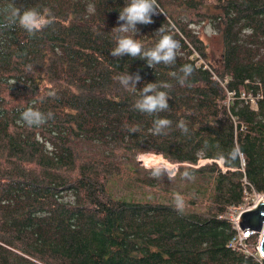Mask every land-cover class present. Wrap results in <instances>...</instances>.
I'll use <instances>...</instances> for the list:
<instances>
[{"label": "trees", "instance_id": "16d2710c", "mask_svg": "<svg viewBox=\"0 0 264 264\" xmlns=\"http://www.w3.org/2000/svg\"><path fill=\"white\" fill-rule=\"evenodd\" d=\"M128 2L15 0L50 8L55 21L36 37L20 27L0 33V264H258L228 243L232 211L264 196V0H157L161 12L134 38L151 48L163 26L181 49L174 66L154 69L110 55ZM201 22L221 37L218 57L191 27ZM184 64L195 68L191 86L170 75ZM127 71L142 77L135 91L116 80ZM155 82L174 85L158 114L172 121L166 135L152 134L156 116L132 107ZM50 86L58 99L46 95ZM29 106L54 120L28 128L19 117ZM234 145L242 158H217ZM140 154L178 164L176 174L159 185L139 181ZM131 180L151 198L114 194Z\"/></svg>", "mask_w": 264, "mask_h": 264}, {"label": "clouds", "instance_id": "9594fccd", "mask_svg": "<svg viewBox=\"0 0 264 264\" xmlns=\"http://www.w3.org/2000/svg\"><path fill=\"white\" fill-rule=\"evenodd\" d=\"M160 11L157 0H129L125 7L119 11L117 20L118 27H114L113 32L116 42L115 48L110 52L111 57L117 61L125 55L133 59L139 58L145 60L149 68L157 65L174 66L177 55L181 49V44L174 36L164 29L162 26L157 30L159 36L158 42L151 48L145 49L143 43L134 38L138 35L139 29L137 25H151L154 23L152 17ZM55 21L50 8L43 7H18L15 0H8L3 6H0V33L20 27L25 30L29 37H36L38 33L43 32L45 28L50 27ZM195 68L192 64H184L178 72H172L170 75L180 86H191L190 78L194 75ZM119 85L129 91L137 90V84L142 80L139 72L130 74L128 71L119 74L116 77ZM174 85L168 82L146 83L140 89V97L135 100L133 109L149 116H156L153 120V135H166L172 127V121L167 118H160L159 113L169 109L170 92ZM46 95L53 99H58V90L54 86H50V90ZM54 120L52 111H41L38 108L29 106L20 112L19 121L28 128H41L49 121ZM177 128L183 134H187L189 129L185 121L181 120L177 124ZM131 132L139 131L138 128H131ZM151 155V154H148ZM244 155L239 146H233L226 154L220 153L218 159L224 160L226 163H232ZM141 159H146L147 154H143ZM151 175L160 178L166 171V166L156 162L150 165ZM169 178L171 173L167 172ZM186 180H194V175L190 171L182 174ZM175 204L178 209L184 206V199L180 194L175 196Z\"/></svg>", "mask_w": 264, "mask_h": 264}, {"label": "rangeland", "instance_id": "374dc122", "mask_svg": "<svg viewBox=\"0 0 264 264\" xmlns=\"http://www.w3.org/2000/svg\"><path fill=\"white\" fill-rule=\"evenodd\" d=\"M191 27L195 31H197V34L202 38V40L206 44L207 49H208L207 52L211 56L218 57L220 54V51H221V47H222L220 35L217 32H215L206 22H201L198 25L192 24ZM142 155L143 154H140L137 156L136 160H137L138 164L136 165V167L133 166V168L135 169L136 178L139 181H142V180H145V181L151 180L152 181L153 180V183L156 185H159L161 183H165V176L167 178H169L167 172L163 173L160 178L153 177L151 175L152 169H151L150 165L156 161L150 162L147 159L139 158ZM150 156L158 157L162 161L165 160L163 158L161 159L160 155L152 154ZM139 159H141V160H139ZM147 162H150V163H147ZM167 163H169V162H167ZM204 163H206V161H204V160H200L198 162V164H204ZM162 164H164V163H162ZM170 164L171 163H169V167L167 168L168 170H170V167L173 165V164H171V165ZM178 167L179 166H177V168ZM171 175H172V173H171ZM171 178H173V176H171L170 179ZM125 185H128V186L126 188H124ZM111 187L114 188V185H111L110 183H108L107 189L110 190ZM160 187H161V185H160ZM165 187H167L168 189H176L177 188L176 185L172 182H167L165 184ZM161 188H163V187H161ZM115 190L116 191H114V194L117 196H121V195L125 194L127 196H130V197H133V198L139 199V200H148L151 198V192L149 191V189L144 187V186H141V183H136L133 180L123 182L121 184V187L115 188ZM253 198L256 199L255 196Z\"/></svg>", "mask_w": 264, "mask_h": 264}, {"label": "built area", "instance_id": "2783aa9c", "mask_svg": "<svg viewBox=\"0 0 264 264\" xmlns=\"http://www.w3.org/2000/svg\"><path fill=\"white\" fill-rule=\"evenodd\" d=\"M197 53V52H195ZM193 57H195V55H193ZM198 57V56H197ZM196 64H204L205 63L199 58ZM215 77V76H214ZM223 86V84H222ZM241 98H247L245 97L244 94H242ZM250 100L253 102L254 99L250 98ZM160 158L162 159V157L160 156ZM141 160V159H139ZM164 165L166 166V171L172 173L171 176H174L177 172V164H173L170 167V170H168L167 168L169 167V163H167V161L163 160ZM171 165V164H170ZM258 197H260L261 199L259 200ZM256 199H252L250 200V202L244 204L241 209L239 210H235L232 211V214L230 215V221L233 224V229H234V233H233V237L230 240V242L228 243V247L231 249H235L238 251H241L242 253L248 255V257L253 258L258 264H264V257L261 255L260 253V248H259V243H260V236L258 234V238L256 243L253 246H250L248 244V239L254 235L255 233L251 230H241L238 226V219L240 214L251 208L252 205H255L256 203H258L259 201L262 200V198H264L263 195H256L255 196Z\"/></svg>", "mask_w": 264, "mask_h": 264}, {"label": "water", "instance_id": "95a60500", "mask_svg": "<svg viewBox=\"0 0 264 264\" xmlns=\"http://www.w3.org/2000/svg\"><path fill=\"white\" fill-rule=\"evenodd\" d=\"M241 230H251L260 236V253L264 257V200L243 211L238 219Z\"/></svg>", "mask_w": 264, "mask_h": 264}, {"label": "bare ground", "instance_id": "6f19581e", "mask_svg": "<svg viewBox=\"0 0 264 264\" xmlns=\"http://www.w3.org/2000/svg\"><path fill=\"white\" fill-rule=\"evenodd\" d=\"M153 158V159H152ZM148 161H150V162H153V161H156V162H159V163H164L162 160H160L158 157H152V156H150V155H147V158H146ZM150 162H147V163H150ZM156 162H154V163H156ZM153 164V163H152ZM151 164V165H152ZM258 199L260 200L261 198L260 197H258ZM264 200V198H262V200L261 201H263ZM260 202V201H259ZM257 233H255L254 235H252L249 239H248V244L250 245V246H253L250 242H249V240L253 237V236H255ZM258 235V234H257Z\"/></svg>", "mask_w": 264, "mask_h": 264}]
</instances>
